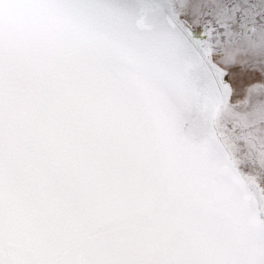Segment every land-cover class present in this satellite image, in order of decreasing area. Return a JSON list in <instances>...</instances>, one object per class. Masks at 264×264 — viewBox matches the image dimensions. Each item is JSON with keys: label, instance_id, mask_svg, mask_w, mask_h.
<instances>
[{"label": "snow or ice", "instance_id": "6c2138e0", "mask_svg": "<svg viewBox=\"0 0 264 264\" xmlns=\"http://www.w3.org/2000/svg\"><path fill=\"white\" fill-rule=\"evenodd\" d=\"M0 264H264V0H0Z\"/></svg>", "mask_w": 264, "mask_h": 264}]
</instances>
